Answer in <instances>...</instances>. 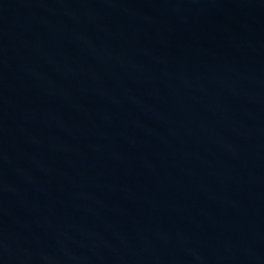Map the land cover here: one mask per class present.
Returning <instances> with one entry per match:
<instances>
[{"label":"water","instance_id":"obj_1","mask_svg":"<svg viewBox=\"0 0 264 264\" xmlns=\"http://www.w3.org/2000/svg\"><path fill=\"white\" fill-rule=\"evenodd\" d=\"M0 264H264V0H0Z\"/></svg>","mask_w":264,"mask_h":264}]
</instances>
